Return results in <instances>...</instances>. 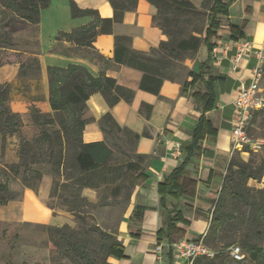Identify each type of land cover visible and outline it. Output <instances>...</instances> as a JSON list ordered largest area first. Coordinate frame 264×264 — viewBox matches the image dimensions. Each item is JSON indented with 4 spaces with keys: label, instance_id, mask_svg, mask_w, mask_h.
<instances>
[{
    "label": "crops",
    "instance_id": "0c3cea01",
    "mask_svg": "<svg viewBox=\"0 0 264 264\" xmlns=\"http://www.w3.org/2000/svg\"><path fill=\"white\" fill-rule=\"evenodd\" d=\"M75 1L82 9L97 10L101 17L114 16L109 0ZM191 1L200 6L203 0ZM226 1L230 2L226 25L212 39L211 59L204 67L206 79L214 78L215 101L208 110L196 94L197 91L204 94L207 89L202 82L193 84V77L183 81L166 80L159 96L140 88L141 70L114 60L115 35L131 36L132 47L138 51H150L167 39L153 22L156 7L147 0H139L135 10L125 12L123 20L115 23L114 34H99L92 46L57 39L61 31L69 32L94 19L93 16L73 17L69 0H52L42 11L39 25L16 17L0 6L3 12L2 17L0 12L3 59L0 84H9L10 106L23 116L25 124L31 121L33 111L53 113L49 67L83 65L96 76L103 73L135 90L132 102L120 101L110 106L101 92L92 94L87 101L85 116L93 119L83 130L84 142L105 140L98 121L110 112L121 126L142 134L137 152L148 155L145 175L136 182L130 203L117 225L116 236L122 242V253L109 256L108 264H188L185 260H176L167 246L158 252L157 243L166 245L181 239L198 241L205 237L233 158L241 152L247 158V152L234 150L235 99L241 85L252 80L254 69L261 64L258 51L264 42V0ZM243 43H247L246 51L240 54ZM30 56L37 57L40 66L38 69L32 66L26 76H21V63ZM208 58V48L203 45L193 59L192 66L196 67L193 71L199 72L200 64ZM184 81L188 85L182 92ZM261 88L264 95V79ZM202 115L206 125L200 147L178 175L182 189L162 199L159 187L183 163ZM262 122L264 113L256 111L249 126L254 133L251 137L264 139L260 134L264 131ZM145 131L149 135H143ZM176 144L181 145L180 156L174 154ZM19 149L18 135L4 140L0 134V164L19 162ZM52 183V175L44 174L37 192L22 188L23 195L5 205L8 209L1 219L10 224L61 226L70 223L69 212L52 209L47 204ZM83 195L93 201L97 199V191L91 188H85ZM176 215L180 219L173 221Z\"/></svg>",
    "mask_w": 264,
    "mask_h": 264
},
{
    "label": "trees",
    "instance_id": "16d2710c",
    "mask_svg": "<svg viewBox=\"0 0 264 264\" xmlns=\"http://www.w3.org/2000/svg\"><path fill=\"white\" fill-rule=\"evenodd\" d=\"M147 1L156 7L153 22L162 29L167 39L150 51H138L132 47L131 36L115 35L114 60L141 70L143 77L140 88L159 96L166 80L183 81L193 77V84L202 82L205 85L207 92L203 94L197 91L196 94L204 109H211L215 101L214 78L209 76L206 79L204 67L211 59L214 48L212 39L226 25L223 18L228 16L230 2L203 0L197 6L191 0ZM51 2L52 0H0V6L12 11L16 17L39 25L42 11ZM109 2L114 9V16L104 18L97 10L82 9L75 0H69L73 17L93 16L94 19L69 32L61 31L57 39L92 46L99 34H114L115 23L123 20L125 12L135 10L139 0ZM203 45L208 48L209 58L200 64L199 72L188 70L186 78L181 79L180 71L185 66L184 62L193 58ZM2 63L0 52V67ZM32 66L39 68L37 57L30 56L21 63L20 75L26 76ZM48 73L53 113H31L33 121L40 122L43 126L40 133L33 138L23 134V116L13 111L10 106L9 84H0V134L4 140L12 135L20 138L19 162L0 164V205L5 206L23 195L22 190L10 189L9 182L3 179L4 173L8 171L13 177H21L24 188L37 192L43 172L34 169L33 165L48 164L53 178L48 206L70 212L80 222L89 215V206L108 204V200L102 198L98 203L90 201L83 195L85 188L100 192L102 188L107 189L114 185L113 192L118 195L126 185L130 172H135L131 183L134 188L136 182L145 175L148 155L137 152L142 134L121 126L112 113L107 112L98 121L105 140L87 143L82 137L86 123L93 119L85 116L87 101L92 94L101 92L109 105L114 106L120 101L132 102L135 90L119 84L115 78L103 73L96 76L79 64L49 67ZM187 85L188 81H184L182 92H185ZM144 107L145 105L141 111H144ZM205 123L202 115L194 131L192 143L186 149L183 163L160 185L162 199L167 194L180 193L182 186L178 182V175L199 149ZM55 125L59 127H54ZM143 135L149 134L145 131ZM239 158L241 159L236 164L234 157L228 169L215 202L211 226L204 237L205 243L216 251V255L213 258H198L194 264H228L230 260L235 261L229 248L234 246L233 243L238 237L247 247L248 258L252 264H264V187L252 188L248 185L250 179H263L264 155L256 166L254 164L258 161L252 158L249 161L240 156ZM235 164L237 169L234 168ZM178 219V215L172 218L173 221ZM47 228L50 242L60 254L70 255L74 264H99L98 260L94 261L87 253L92 237L100 238V249L105 253L104 261L107 264L109 256L122 253V242L98 224L94 223L83 230L80 226L73 227L69 224L48 225ZM56 262L53 259V264Z\"/></svg>",
    "mask_w": 264,
    "mask_h": 264
},
{
    "label": "rangeland",
    "instance_id": "374dc122",
    "mask_svg": "<svg viewBox=\"0 0 264 264\" xmlns=\"http://www.w3.org/2000/svg\"><path fill=\"white\" fill-rule=\"evenodd\" d=\"M1 12V17L3 16V12ZM207 13V8L205 9ZM223 21H226V18H223ZM203 46H201L202 48ZM197 55V54H196ZM196 55L187 59L184 62V68L180 71V78L185 79L188 70L196 69L195 65H193V59ZM30 122L28 124L24 123L22 132L28 138L35 137L41 131L42 125L40 122H34L30 117ZM25 125H27L26 128ZM54 127H59L55 125ZM262 127H264V122H262ZM250 136H254L253 132L249 128ZM261 136L264 137V131L260 132ZM246 157L244 158L240 154L235 156L234 162H237L242 157L244 160L249 161L251 158L253 160L258 161L255 166L260 163V158L264 155V145L261 149L254 150H245ZM235 164L234 168L237 169V165ZM34 169L41 170L44 174H51L50 165L48 164H35L33 165ZM8 173V171H7ZM3 174V179L7 180L10 185L11 190H22V180L21 177H13L9 173ZM135 172H130L127 176L126 185L121 188V191L118 195H115L113 192L114 185L110 186L107 189H101L100 192H97V199L89 200L95 203H98L101 198L103 200H108V204L98 206H89L87 210L89 211V215L86 216L84 221H78L75 215L69 212L70 223H67L73 227H81L83 229L90 228L95 224H98L104 231L109 232L111 234L116 235L117 225L122 218L127 206L130 203L131 197H129L130 193L134 190V186L132 187L131 183L133 181V177ZM248 185L252 188H263L264 187V177L262 180L258 179H250L248 181ZM57 201V200H56ZM7 206L0 205V216L7 211ZM56 210H62L57 208ZM65 225V224H63ZM61 225V226H63ZM48 225L45 224H10L6 220L1 219L0 217V264H22L27 262L29 264H53V259H56V264H74L71 260L70 255L60 254L59 251L53 246L49 239ZM55 226V225H54ZM239 236V235H238ZM240 245L245 253L247 254V247L244 245V242L238 237L236 241L233 243ZM101 240L100 238L92 237L90 240L88 254L95 261L98 260L99 264H107L105 262V253L100 249ZM223 247V245H221ZM228 264H252V262L248 258L244 261L237 262L232 261ZM76 264V263H75Z\"/></svg>",
    "mask_w": 264,
    "mask_h": 264
},
{
    "label": "built area",
    "instance_id": "2783aa9c",
    "mask_svg": "<svg viewBox=\"0 0 264 264\" xmlns=\"http://www.w3.org/2000/svg\"><path fill=\"white\" fill-rule=\"evenodd\" d=\"M246 47L247 43H243L240 54L246 51ZM258 56L261 64L254 69L252 80L241 85L240 92L235 99L237 116L232 130L235 151H257L264 145V139L253 138L248 132L255 112L264 113V95L261 88L264 79V42L258 51ZM174 154L181 155L180 144L175 145ZM164 246L168 247L176 260H185L188 264H194L201 257L213 258L216 255V251L205 243L204 237L198 241L181 239L166 245L159 242L156 246L157 251L162 252ZM229 251L235 261L240 262L246 258V254L239 245L231 246Z\"/></svg>",
    "mask_w": 264,
    "mask_h": 264
}]
</instances>
